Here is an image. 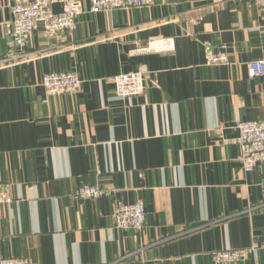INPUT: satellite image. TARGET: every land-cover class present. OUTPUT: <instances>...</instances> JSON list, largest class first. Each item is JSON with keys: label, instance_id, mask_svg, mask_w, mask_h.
I'll list each match as a JSON object with an SVG mask.
<instances>
[{"label": "crops", "instance_id": "obj_1", "mask_svg": "<svg viewBox=\"0 0 264 264\" xmlns=\"http://www.w3.org/2000/svg\"><path fill=\"white\" fill-rule=\"evenodd\" d=\"M18 2L33 0H0V59ZM153 40L172 49L147 51ZM207 51L227 64L206 65ZM23 52L27 61L0 68V187L12 199L0 206V259L214 264L213 252L246 250L238 264H264V163L242 169L233 128L264 120V76L247 75L264 61V12L252 0L85 12L71 36L35 26ZM137 70L143 94L116 97L113 78ZM51 72L76 73L80 89L47 96ZM83 186L103 195L78 199ZM135 203L143 228H117L115 209Z\"/></svg>", "mask_w": 264, "mask_h": 264}, {"label": "built area", "instance_id": "obj_2", "mask_svg": "<svg viewBox=\"0 0 264 264\" xmlns=\"http://www.w3.org/2000/svg\"><path fill=\"white\" fill-rule=\"evenodd\" d=\"M155 0H91L84 10L79 0H33L28 4L18 2L12 8V19L8 25V37L11 48L0 59V68L11 67L29 59L23 52L29 36L35 26H42L48 35H73L77 28V19L83 13L90 14L126 11L135 8H148ZM61 5V12L54 13L52 7ZM252 5L264 12V0H252ZM171 50L170 40H153L147 44V51ZM226 55L207 51L205 63L208 66L227 64ZM154 77L156 76L153 74ZM248 78L264 76V61L254 60L247 65ZM42 87L49 97L76 93L82 84L74 72H51L42 77ZM114 95L119 98H134L143 94L145 73L141 70L122 73L113 78ZM233 128L238 132L235 142L240 148V163L246 172L252 171L258 164L264 163V120L235 121ZM75 197L82 200H95L103 195L96 186H83L76 190ZM12 202L8 192L0 187V206ZM115 226L123 230L140 231L145 220V209L140 203L120 205L114 212ZM246 250H224L212 253L214 264H238L245 261ZM0 264H29L26 259H0Z\"/></svg>", "mask_w": 264, "mask_h": 264}]
</instances>
